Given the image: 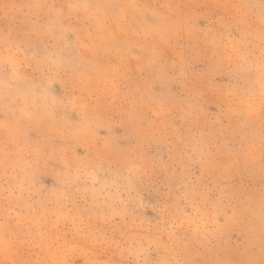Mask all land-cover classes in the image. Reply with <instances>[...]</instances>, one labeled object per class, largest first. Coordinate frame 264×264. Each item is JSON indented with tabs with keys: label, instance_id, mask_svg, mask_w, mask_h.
Wrapping results in <instances>:
<instances>
[{
	"label": "rangeland",
	"instance_id": "374dc122",
	"mask_svg": "<svg viewBox=\"0 0 264 264\" xmlns=\"http://www.w3.org/2000/svg\"><path fill=\"white\" fill-rule=\"evenodd\" d=\"M0 264H264V0H0Z\"/></svg>",
	"mask_w": 264,
	"mask_h": 264
}]
</instances>
